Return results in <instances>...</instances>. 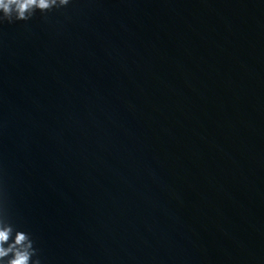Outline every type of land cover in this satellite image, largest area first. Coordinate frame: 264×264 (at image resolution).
<instances>
[{"label": "water", "instance_id": "95a60500", "mask_svg": "<svg viewBox=\"0 0 264 264\" xmlns=\"http://www.w3.org/2000/svg\"><path fill=\"white\" fill-rule=\"evenodd\" d=\"M0 203L41 264H264V0L0 23Z\"/></svg>", "mask_w": 264, "mask_h": 264}, {"label": "clouds", "instance_id": "9594fccd", "mask_svg": "<svg viewBox=\"0 0 264 264\" xmlns=\"http://www.w3.org/2000/svg\"><path fill=\"white\" fill-rule=\"evenodd\" d=\"M70 0H0V23L28 21L37 11L50 12L65 7ZM35 241L9 221L8 212L0 203V264H41Z\"/></svg>", "mask_w": 264, "mask_h": 264}]
</instances>
